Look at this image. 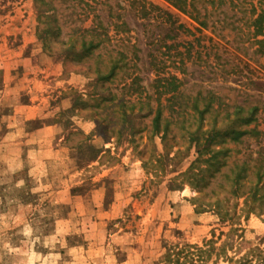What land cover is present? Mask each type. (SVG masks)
Instances as JSON below:
<instances>
[{
  "label": "rangeland",
  "instance_id": "rangeland-1",
  "mask_svg": "<svg viewBox=\"0 0 264 264\" xmlns=\"http://www.w3.org/2000/svg\"><path fill=\"white\" fill-rule=\"evenodd\" d=\"M55 5L60 41L98 16L110 40L83 62L67 59L55 37L45 47L34 0H0V264H166L168 248L210 240L201 264L248 253L264 264V203L251 199L264 172L263 36L253 24L264 0H186L187 11L171 0ZM238 105L260 107L237 126L259 134L199 156L194 138L203 149ZM244 165L237 198L227 175ZM226 196L232 220L216 208Z\"/></svg>",
  "mask_w": 264,
  "mask_h": 264
},
{
  "label": "trees",
  "instance_id": "trees-1",
  "mask_svg": "<svg viewBox=\"0 0 264 264\" xmlns=\"http://www.w3.org/2000/svg\"><path fill=\"white\" fill-rule=\"evenodd\" d=\"M64 2H70L72 0H62ZM174 4L178 5L182 10L187 11L184 6L186 4V0H171ZM36 7L39 10V27L38 31L40 33V37L44 41V45L46 48L53 49V37L57 39L56 43H60L63 45V54L67 59H74L77 62H83L84 60L90 58V56L95 52L96 49L101 48L104 42L109 41V33L106 31V28L102 26L101 20L98 23L94 21L93 24L89 28H82V30L77 32L78 29L73 30L72 35L68 38L67 41H60V36L62 33V26L59 23V20L63 18L60 13V9H58L55 5V0H34ZM73 8L76 4H72ZM89 5V4H88ZM58 13V14H57ZM60 15V17H58ZM97 19V17H96ZM74 20V19H73ZM97 24V25H96ZM255 26V35L263 36L262 39H258L257 43L259 44L257 52L264 54V10L257 14V17L253 22ZM122 26L126 25L125 22L121 24ZM79 33V34H77ZM56 41V40H55ZM119 67V63H115L108 74H104V78H111L115 73L117 68ZM173 89H177V85L172 83ZM259 106L246 107L244 105H238L235 107L234 112L232 113L234 117H231L232 114L228 113L227 118H229V123L226 129L214 128L208 135L205 140V144H203V149H201V145L199 140L200 137L196 136L195 142L198 147L199 156L205 153L206 151H211L214 145L220 140L225 139L226 137H231L235 141H239L246 134H259L256 128L254 129H240L237 126L239 124L250 125L251 123L257 120V114L259 113ZM205 110L200 111L201 117L204 116ZM162 110L158 109L157 116L155 121L157 122L158 130L160 129L161 119H162ZM168 129V125L167 128ZM228 149L220 150L212 154V157L220 156L222 154H226ZM249 168L244 165L241 167L239 171H236L234 174H228L227 178L232 181L233 186L236 185L235 189L229 191L231 196H235L237 198L245 195V192H241L240 189L244 184V180L248 177L247 171ZM258 183L263 182L262 187L257 186L256 190L252 192L251 199L255 202L261 200L264 203V172L258 173ZM218 193V192H217ZM230 198L226 196L225 200H222L220 197L216 200V208L218 209V213H220L223 220H232L237 215V206L234 208L227 207L225 209V204L229 202ZM228 204V203H227ZM262 207V206H260ZM263 208V207H262ZM257 207L250 206L249 211H255ZM234 231H237L234 229ZM231 232H233L231 230ZM231 235V234H230ZM229 237V236H228ZM212 240L208 242L209 246H199L198 244H186V246L182 247H171L168 248L164 260L166 264H201L205 263L210 256L212 255L215 247L212 244ZM229 243H225L222 250H226V247ZM256 248H252L250 250L253 253V257L255 254L260 255L256 252ZM228 263L231 264L233 257H227ZM252 260L249 258V253L246 256H243L238 264H252Z\"/></svg>",
  "mask_w": 264,
  "mask_h": 264
},
{
  "label": "crops",
  "instance_id": "crops-1",
  "mask_svg": "<svg viewBox=\"0 0 264 264\" xmlns=\"http://www.w3.org/2000/svg\"><path fill=\"white\" fill-rule=\"evenodd\" d=\"M32 109H33V108H32L31 106H29V105H26V106H24V108H22V111H23V113H24V115H25L24 117H25L26 120L34 117V112H33ZM12 125H17V124H16V123H10V126H12ZM8 127H9V126H8ZM19 130H21V129H18V131H19ZM25 132H26V131H25ZM19 134H22V132L20 131ZM26 134L28 135V138H27L26 143H27V144H28V143H32V140L30 139V137H31L33 134H32V133H29V132H27ZM29 134H30V137H29Z\"/></svg>",
  "mask_w": 264,
  "mask_h": 264
}]
</instances>
